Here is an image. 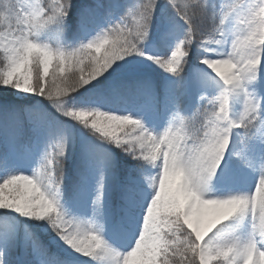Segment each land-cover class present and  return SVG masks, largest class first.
<instances>
[{
    "label": "snow or ice",
    "instance_id": "snow-or-ice-1",
    "mask_svg": "<svg viewBox=\"0 0 264 264\" xmlns=\"http://www.w3.org/2000/svg\"><path fill=\"white\" fill-rule=\"evenodd\" d=\"M0 264H264V0H0Z\"/></svg>",
    "mask_w": 264,
    "mask_h": 264
}]
</instances>
